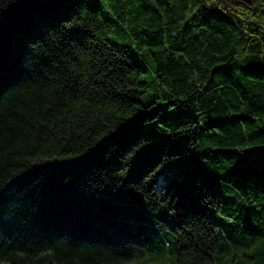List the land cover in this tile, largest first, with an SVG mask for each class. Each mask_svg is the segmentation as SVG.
I'll return each mask as SVG.
<instances>
[{"label":"trees","instance_id":"1","mask_svg":"<svg viewBox=\"0 0 264 264\" xmlns=\"http://www.w3.org/2000/svg\"><path fill=\"white\" fill-rule=\"evenodd\" d=\"M0 264H264V0H0Z\"/></svg>","mask_w":264,"mask_h":264}]
</instances>
